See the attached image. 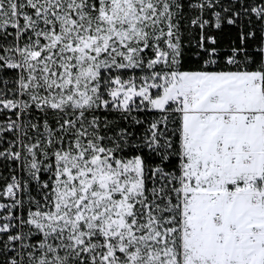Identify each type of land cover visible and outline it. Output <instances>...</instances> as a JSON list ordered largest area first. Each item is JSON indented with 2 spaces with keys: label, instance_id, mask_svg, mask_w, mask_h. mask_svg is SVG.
Returning a JSON list of instances; mask_svg holds the SVG:
<instances>
[{
  "label": "snow or ice",
  "instance_id": "6c2138e0",
  "mask_svg": "<svg viewBox=\"0 0 264 264\" xmlns=\"http://www.w3.org/2000/svg\"><path fill=\"white\" fill-rule=\"evenodd\" d=\"M0 264H264V0H0Z\"/></svg>",
  "mask_w": 264,
  "mask_h": 264
}]
</instances>
